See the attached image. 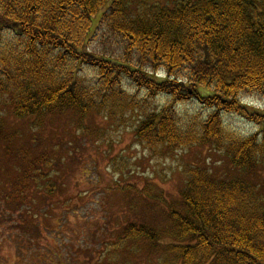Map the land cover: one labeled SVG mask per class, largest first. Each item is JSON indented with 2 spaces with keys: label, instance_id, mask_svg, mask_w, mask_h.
I'll return each mask as SVG.
<instances>
[{
  "label": "trees",
  "instance_id": "1",
  "mask_svg": "<svg viewBox=\"0 0 264 264\" xmlns=\"http://www.w3.org/2000/svg\"><path fill=\"white\" fill-rule=\"evenodd\" d=\"M4 34L7 44H2ZM97 37L102 47L108 43L103 39L116 40L123 54L108 51L109 45L98 52L100 47L92 48ZM148 66L163 68L169 77L150 75L144 70ZM83 69H91L95 79L87 82ZM181 74L187 82L170 77ZM124 80L173 102L201 89L207 97L199 100L214 109L200 127L185 133L173 108L144 112L136 139L152 154L200 145L223 152L239 170L264 164V136L259 138L264 132L242 139L226 130L221 117L236 114L264 128V112L241 102L242 95L264 92V0L165 5L158 0H0V94L14 96L17 120L66 110L82 118L96 112L117 119L136 105L120 89ZM1 115L0 135L5 130ZM12 149L7 146V158ZM19 158L21 179L9 182L14 194L34 187L48 200L58 193L57 177L52 178L59 168L55 158L31 157L28 150ZM186 175L183 210L169 206L162 228L119 226L121 248L135 243L138 253L155 248L162 264H264V201L258 190L236 177L216 180L198 167H188ZM145 194L150 197L146 206L162 200ZM165 241L169 244L163 248Z\"/></svg>",
  "mask_w": 264,
  "mask_h": 264
},
{
  "label": "rangeland",
  "instance_id": "2",
  "mask_svg": "<svg viewBox=\"0 0 264 264\" xmlns=\"http://www.w3.org/2000/svg\"><path fill=\"white\" fill-rule=\"evenodd\" d=\"M173 1L158 0L163 5ZM97 38L92 48L100 47L98 52L109 45L108 51L123 54L116 40L103 39L108 43L102 47V39ZM2 40V44H7V35ZM144 70L150 75L156 73L159 79L169 77L163 68L154 71L148 66ZM82 74L87 82L95 79L91 69H83ZM184 76L170 77L187 82ZM137 86L128 80L121 82L120 89L136 105L127 106L120 117L109 120L96 112L82 118L73 110L47 114L44 119L17 120L13 114L14 96L0 94V112L5 122L0 135V264H162L163 256L155 248L146 247L142 253L135 251L137 243L121 248L116 240L119 226H166L169 206L183 210L181 192L188 167L206 170L216 180L236 177L247 181L264 201L262 162L239 170L226 154L209 146L163 148L156 156L140 145L136 130L146 111L173 108L185 133L190 131L188 127H200L214 109L199 100L207 97L201 89L197 95L189 91L188 96L182 95L173 102L166 94L151 96ZM241 102L264 112V92L242 95ZM221 117L226 130L242 139L264 132L263 125L239 115ZM263 136L264 133L259 138ZM7 146L13 148L8 158ZM23 150H28L31 157L48 154L55 158L54 165L58 163V173L54 171L52 178L57 177L60 188L48 200L34 187L23 194L22 190L19 194L12 191L9 182L21 179L24 170L19 158ZM146 192L162 200H151L146 206L150 201ZM45 206L49 208L46 210ZM168 244L165 241L163 248Z\"/></svg>",
  "mask_w": 264,
  "mask_h": 264
}]
</instances>
